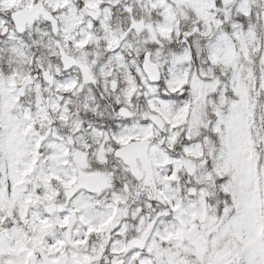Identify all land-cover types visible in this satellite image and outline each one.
Listing matches in <instances>:
<instances>
[{
  "label": "snow or ice",
  "instance_id": "obj_1",
  "mask_svg": "<svg viewBox=\"0 0 264 264\" xmlns=\"http://www.w3.org/2000/svg\"><path fill=\"white\" fill-rule=\"evenodd\" d=\"M0 264H264V0H0Z\"/></svg>",
  "mask_w": 264,
  "mask_h": 264
}]
</instances>
